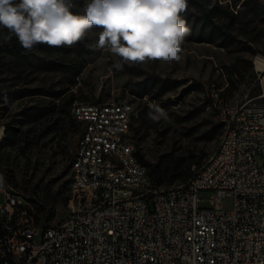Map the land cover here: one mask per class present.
Returning a JSON list of instances; mask_svg holds the SVG:
<instances>
[{
  "label": "rangeland",
  "instance_id": "rangeland-1",
  "mask_svg": "<svg viewBox=\"0 0 264 264\" xmlns=\"http://www.w3.org/2000/svg\"><path fill=\"white\" fill-rule=\"evenodd\" d=\"M68 2L69 10L79 16L89 0ZM221 2L229 9L221 15L227 18L233 41L218 36L215 43L199 42L187 33L178 61L124 62L108 47H97L102 29L95 26L72 46L38 44L27 50L19 43L20 56L0 53V128L5 125L4 137L15 141L0 138V174L33 198L42 225L53 226L69 217L65 199L71 193L68 183L80 134L71 112L76 103L131 102L137 148L149 169L156 167L154 179L162 188L182 184L178 176L189 164L194 172L199 168L195 161L203 159V164L213 155L229 110L245 103L264 107V70L256 66L257 56L264 55V0ZM14 38L1 31L0 46L13 45ZM149 74L181 80L183 85L163 96L154 91L140 99L133 91ZM187 87L191 90L184 92ZM211 87L220 94L218 102ZM28 90L35 94L10 99L12 92ZM57 92L64 93L59 98L54 96ZM72 95L70 107L66 102ZM152 103L164 109L167 120L150 119ZM212 195L211 190L200 192L202 207L210 206ZM0 202H5L3 192ZM41 242L42 233L35 237L36 244Z\"/></svg>",
  "mask_w": 264,
  "mask_h": 264
},
{
  "label": "built area",
  "instance_id": "built-area-1",
  "mask_svg": "<svg viewBox=\"0 0 264 264\" xmlns=\"http://www.w3.org/2000/svg\"><path fill=\"white\" fill-rule=\"evenodd\" d=\"M209 90L218 102L217 89ZM126 104L82 102L72 113L86 123H78L79 160L69 185L91 179L93 187L70 193L61 223L42 225L33 198L0 174V264H264V107L229 110L223 146L185 182L162 188L153 179L151 193L133 195L132 187L152 176L142 175L138 148L120 146L113 135V127H132L124 123ZM111 145L118 152L102 157ZM112 157L126 159L134 178L121 177ZM202 190L213 192L209 207L201 206Z\"/></svg>",
  "mask_w": 264,
  "mask_h": 264
},
{
  "label": "clouds",
  "instance_id": "clouds-1",
  "mask_svg": "<svg viewBox=\"0 0 264 264\" xmlns=\"http://www.w3.org/2000/svg\"><path fill=\"white\" fill-rule=\"evenodd\" d=\"M187 7L188 0H89L78 16L68 0H0V27L31 50L38 44L72 46L95 26L102 29L97 47H108L124 62H170L180 59L188 33L181 14ZM149 109L153 121L168 119L159 105Z\"/></svg>",
  "mask_w": 264,
  "mask_h": 264
},
{
  "label": "trees",
  "instance_id": "trees-1",
  "mask_svg": "<svg viewBox=\"0 0 264 264\" xmlns=\"http://www.w3.org/2000/svg\"><path fill=\"white\" fill-rule=\"evenodd\" d=\"M192 10H194V12H192ZM228 10H229L228 7H225L224 4L221 2V0H217V1L188 0V7H187V10L184 12L186 13V16L182 17V19L185 21V26L188 28V33H190L191 35L193 34L194 36H197L195 37L197 41L199 42L206 41L209 43H215L216 42L215 37L221 36L223 37L224 40H226V42L230 43L233 41L234 36L231 34V27L227 23V18L223 17V15L229 14L227 12ZM223 11H225V13L221 15L222 14L221 12ZM229 12L233 14L231 11ZM83 15L84 14H81L79 16H83ZM217 21H220V22H217ZM4 30L8 31L6 28L0 27V32ZM14 40H15V43L11 46L10 45L0 46V53L20 56L22 52V47H20L19 42L16 41L17 39L14 38ZM249 42H253V40H249ZM182 85H183V82L181 80H175L169 77L163 78V77L149 74L144 81H142L140 84H137L136 90L133 91V94L137 96L138 98L143 99L144 97L151 95L154 91H157L160 96H163L172 90L174 91L177 90ZM190 90L191 88L187 87L184 90V92H187ZM63 93L64 92H57L54 94V96L60 98L63 95ZM33 94H35L33 90H28L25 92L24 91H14L11 93L10 99L16 100V99H19L25 96H32ZM73 102H74V96L72 95L66 103H68L71 107ZM134 116L135 115L133 113L132 123H133ZM75 123L77 127L79 128L78 123L76 121ZM4 138H5L4 141H6L7 143L15 142L13 138L9 135L7 136V134H6V137ZM133 138L135 139L134 135H133ZM138 156L142 160V162L146 164L144 157L140 154L139 150H138ZM202 161L203 159L195 161V163L197 164L196 168L202 165ZM191 168H192V163L189 164L188 169L186 170L185 173L178 176V179L186 181L190 176H192V174L195 171L193 172ZM155 171H156V167H154L152 170L149 169V173L153 177V179L155 177L154 176ZM154 181L156 180L154 179ZM69 182H70V179H69ZM68 186H69V183H68ZM65 201L68 202L69 197H66ZM40 203L42 202L40 201Z\"/></svg>",
  "mask_w": 264,
  "mask_h": 264
},
{
  "label": "bare ground",
  "instance_id": "bare-ground-1",
  "mask_svg": "<svg viewBox=\"0 0 264 264\" xmlns=\"http://www.w3.org/2000/svg\"><path fill=\"white\" fill-rule=\"evenodd\" d=\"M256 66L260 71L264 70V55L259 54L256 58ZM82 102L76 103L73 106L72 113L76 110L81 109ZM109 109H116V102H109ZM134 113L133 104L127 101L126 106L124 107V123H132V115ZM77 123H86L85 115H76ZM113 135L115 137H120V146L124 148H134L137 147L136 141L132 135V127H113ZM224 139H227V128L217 146V149L213 153L216 155L221 146H223ZM111 152H118V145H111V150L102 149V157H111ZM79 160V150L75 151V155L72 161V167L76 168ZM111 165L118 166V171L121 177L134 178V169L131 166H126V159H120V157H112ZM143 176H150L149 168L143 162L142 168ZM153 186V177H144L143 183L135 184L132 187L133 195L140 194H149L152 191ZM71 193H74L75 190H87L89 187H93V180L83 179L80 181H73L72 185H69ZM118 187H125V179H118ZM97 189H105V182H97Z\"/></svg>",
  "mask_w": 264,
  "mask_h": 264
}]
</instances>
